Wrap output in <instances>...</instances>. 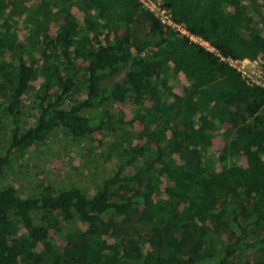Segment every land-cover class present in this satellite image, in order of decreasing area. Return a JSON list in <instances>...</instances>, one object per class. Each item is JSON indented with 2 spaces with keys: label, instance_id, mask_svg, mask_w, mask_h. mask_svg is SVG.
Listing matches in <instances>:
<instances>
[{
  "label": "trees",
  "instance_id": "1",
  "mask_svg": "<svg viewBox=\"0 0 264 264\" xmlns=\"http://www.w3.org/2000/svg\"><path fill=\"white\" fill-rule=\"evenodd\" d=\"M161 8L217 53L139 0H0V116L12 128L0 176L58 131L115 133L114 174L92 196L0 182V264H251L249 251L264 264V88L220 59L260 58L264 70V0ZM180 73L184 94L171 84Z\"/></svg>",
  "mask_w": 264,
  "mask_h": 264
},
{
  "label": "rangeland",
  "instance_id": "2",
  "mask_svg": "<svg viewBox=\"0 0 264 264\" xmlns=\"http://www.w3.org/2000/svg\"><path fill=\"white\" fill-rule=\"evenodd\" d=\"M139 1L145 9L152 11L159 18H164V15L158 11L161 0ZM73 11L77 16H80L78 7L75 6ZM140 25L136 29L144 33L148 23ZM17 30L20 39L24 40L27 29L23 22L17 25ZM171 84L177 94H184V89L189 86V82L183 73L173 78ZM31 96L25 100V127L32 126L36 117V110ZM85 98L86 95L83 93L81 100ZM122 107L126 119H131L133 115L132 107L129 104H123ZM227 129L228 127L218 132L212 151L219 152L223 148L227 141L224 135ZM11 130L7 118L0 116V138L4 149L7 147ZM114 140L115 133L112 126L94 129L87 136L80 139L71 138L62 131H58L46 139L43 144L32 147L24 156L14 157L1 174L0 182L13 183L22 196L36 192L37 182L40 179L53 184L58 190L77 187L86 192L88 196H92L98 184L114 174L115 156L110 151V145ZM135 167L133 165L132 168ZM163 197L166 198L165 195ZM142 226V222H136L137 229H142ZM244 258L251 261V264H255L256 255L254 251L244 252Z\"/></svg>",
  "mask_w": 264,
  "mask_h": 264
},
{
  "label": "built area",
  "instance_id": "3",
  "mask_svg": "<svg viewBox=\"0 0 264 264\" xmlns=\"http://www.w3.org/2000/svg\"><path fill=\"white\" fill-rule=\"evenodd\" d=\"M158 11L164 15V18H160L161 21L175 30H177L182 35L188 37L192 42L199 44L205 47L207 50L211 52L217 53L216 49L209 44V42L205 41L203 38L197 35L191 34L183 24L175 23L169 12L161 8V4L159 6ZM219 55V54H218ZM221 61L227 63L229 66L238 71L242 77L251 85L259 86L264 88V70H263V60L258 58L255 60H251L249 58L244 59H233L230 57L220 56Z\"/></svg>",
  "mask_w": 264,
  "mask_h": 264
}]
</instances>
